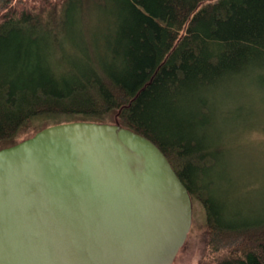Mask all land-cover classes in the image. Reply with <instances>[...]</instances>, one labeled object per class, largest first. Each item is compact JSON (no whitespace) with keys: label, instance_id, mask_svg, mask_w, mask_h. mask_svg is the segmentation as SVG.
I'll return each mask as SVG.
<instances>
[{"label":"trees","instance_id":"1","mask_svg":"<svg viewBox=\"0 0 264 264\" xmlns=\"http://www.w3.org/2000/svg\"><path fill=\"white\" fill-rule=\"evenodd\" d=\"M23 2L0 0V148L59 122L125 126L204 208L193 264H264V214L229 192L223 139L264 90V0Z\"/></svg>","mask_w":264,"mask_h":264},{"label":"water","instance_id":"2","mask_svg":"<svg viewBox=\"0 0 264 264\" xmlns=\"http://www.w3.org/2000/svg\"><path fill=\"white\" fill-rule=\"evenodd\" d=\"M192 199L152 140L59 122L0 148V264H171Z\"/></svg>","mask_w":264,"mask_h":264},{"label":"rangeland","instance_id":"3","mask_svg":"<svg viewBox=\"0 0 264 264\" xmlns=\"http://www.w3.org/2000/svg\"><path fill=\"white\" fill-rule=\"evenodd\" d=\"M23 1L35 5L41 3V0H12L17 5ZM258 93L252 101L255 112L239 120L223 139L230 149L228 161L232 184L228 187L229 192L241 202L252 205L255 213L264 214V90L260 89ZM192 207V222L186 240L171 264H193L199 257L205 212L197 199H193Z\"/></svg>","mask_w":264,"mask_h":264}]
</instances>
